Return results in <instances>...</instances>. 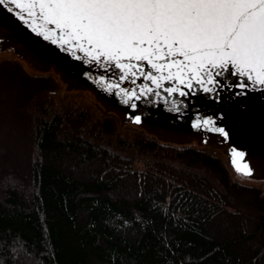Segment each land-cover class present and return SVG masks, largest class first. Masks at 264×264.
<instances>
[{
  "label": "trees",
  "instance_id": "1",
  "mask_svg": "<svg viewBox=\"0 0 264 264\" xmlns=\"http://www.w3.org/2000/svg\"><path fill=\"white\" fill-rule=\"evenodd\" d=\"M12 66L0 71V264H264V191L216 153L121 135L113 116L91 120Z\"/></svg>",
  "mask_w": 264,
  "mask_h": 264
},
{
  "label": "snow or ice",
  "instance_id": "2",
  "mask_svg": "<svg viewBox=\"0 0 264 264\" xmlns=\"http://www.w3.org/2000/svg\"><path fill=\"white\" fill-rule=\"evenodd\" d=\"M35 3L40 7L41 18L60 30L61 40L76 41L80 50L94 61L100 62L101 58L107 61L103 70L117 77V82L108 85L109 89L120 88L137 100L140 96L136 89L121 88L120 82L135 85L136 79L132 77H143L160 88L152 69L162 72L171 66L180 71L187 68L193 74L191 79L201 86L205 82L215 85L204 87L203 91L215 92L217 97L223 90L222 82L229 78L238 81L228 88L240 89L236 95H246L254 84L264 85V0H35ZM3 5L6 0H0V6ZM66 36L69 39L65 40ZM159 79L172 80L173 75ZM187 87H192L191 82ZM137 88L144 91L141 85ZM164 91H179L185 97L195 94L175 87ZM130 107L135 109L137 105ZM140 121L141 117L136 116L134 122ZM203 123L214 125L215 121L209 117ZM193 126L199 127V122ZM215 131L228 135L222 127H216ZM239 155L243 157V153ZM237 171L243 169L238 167ZM244 174L252 175L250 169Z\"/></svg>",
  "mask_w": 264,
  "mask_h": 264
},
{
  "label": "water",
  "instance_id": "3",
  "mask_svg": "<svg viewBox=\"0 0 264 264\" xmlns=\"http://www.w3.org/2000/svg\"><path fill=\"white\" fill-rule=\"evenodd\" d=\"M59 36L60 30L41 18L35 0H16L15 3L6 0V5L0 6V55L14 56L32 71L52 70L67 88L90 91L104 111L113 114L120 124L139 128L161 143L194 144L220 151L239 184L252 187L245 182H264V85L254 84L246 95H236L240 89L232 87L229 91L228 88L238 81L229 78L222 82L223 90L217 97L215 92L203 91L204 87L215 88V85L205 82L201 86L191 79L193 74L187 68L180 71L171 66L162 72L152 69L160 88L143 77H132L136 79L135 85L120 82L121 88L136 89L140 96L137 100L120 88H108L109 84L117 82V77L103 70L107 66L104 58L94 61L80 50L76 41L65 43ZM170 73L172 80L159 79ZM102 76L105 78L101 79ZM189 82L191 88L187 87ZM137 85L143 86L144 91L141 92ZM168 87L195 94L185 97L180 96L179 91L166 93L164 89ZM131 104L137 107L133 109ZM136 116L141 117L139 123L134 122ZM209 117L215 121L214 125L203 123ZM198 122L199 127H194ZM216 127L224 128L228 135L216 132ZM239 153H243V157ZM238 167L243 171H237ZM249 169L251 176L244 174Z\"/></svg>",
  "mask_w": 264,
  "mask_h": 264
},
{
  "label": "rangeland",
  "instance_id": "4",
  "mask_svg": "<svg viewBox=\"0 0 264 264\" xmlns=\"http://www.w3.org/2000/svg\"><path fill=\"white\" fill-rule=\"evenodd\" d=\"M16 64H18L24 72H27L30 75H34L35 77H47L46 79H44V81H41V86L51 90L50 92L53 94V97L55 98V100L56 99L57 100L60 99V100L65 101L66 103H74V104L76 103L78 105H81V106H84V107L88 108L90 110V113H91L90 114V119L91 120H93V119L94 120L101 119L102 118L101 114H109V115L113 116L116 119V121H117V123H118V125L120 127L119 133L121 135L122 134L123 135H128L130 133H134V132H132V130H136L138 132H141L144 135H147L143 130H141L139 128H136V127H134L132 125H122V124H120L118 119L113 114L107 113L106 111H104V109L102 108L100 103L94 98V96L92 95V93L90 91L84 90V89H71L69 87L67 88L65 86V84H62L60 82L57 74H55V72H53L52 70H49L47 72L32 71L30 68H28L24 64V62L18 60L16 57L8 55V54L0 55V71L5 69V68H11V67H13L12 65H16ZM1 73H3V72H1ZM4 81H5V79L0 84V85H2V88H3V85H4ZM5 87H6V89L4 90V96H8L11 99L13 97L17 96L21 92V89H20V87L17 86V84H14L13 86L12 85L8 86V84H6ZM165 144H169V143H165ZM179 146H185V145H179ZM192 146H194L196 148H200V147H198V146H196L194 144H192ZM203 149L208 150L210 152L216 153L222 159L224 165L226 166L225 157L221 154L220 151L209 149V148H203ZM226 168L228 170V173H229L230 177L233 180H235L236 182H239L238 180H236L234 178V176L232 175L230 169L227 166H226ZM245 183L249 184V185H252L253 187H256V188L264 191V182H256L255 183V182H252V181H246ZM246 220L245 221H243V220L240 221V224L245 225Z\"/></svg>",
  "mask_w": 264,
  "mask_h": 264
}]
</instances>
